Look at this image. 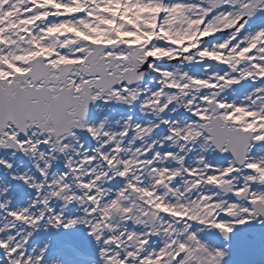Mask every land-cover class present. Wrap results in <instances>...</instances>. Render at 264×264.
I'll list each match as a JSON object with an SVG mask.
<instances>
[{
	"label": "snow or ice",
	"instance_id": "1",
	"mask_svg": "<svg viewBox=\"0 0 264 264\" xmlns=\"http://www.w3.org/2000/svg\"><path fill=\"white\" fill-rule=\"evenodd\" d=\"M0 264H264V0H0Z\"/></svg>",
	"mask_w": 264,
	"mask_h": 264
}]
</instances>
